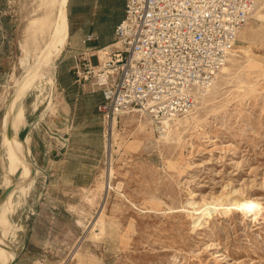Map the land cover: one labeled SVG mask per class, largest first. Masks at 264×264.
Masks as SVG:
<instances>
[{
	"label": "rangeland",
	"instance_id": "1",
	"mask_svg": "<svg viewBox=\"0 0 264 264\" xmlns=\"http://www.w3.org/2000/svg\"><path fill=\"white\" fill-rule=\"evenodd\" d=\"M38 4L0 0V155L5 107L23 75L24 30ZM72 19L68 6L70 35ZM243 29L227 72L199 106V125L180 129L178 141L141 131L130 113L116 119L109 156L97 114L102 148L92 136L79 138L77 153L64 159L67 150L58 151L45 125L56 114L55 89L44 86L40 99L32 90L19 137L33 128L39 173L25 199L13 197L19 207L9 215L8 264H264V0H252ZM49 160L65 162L55 169ZM232 201L248 203L249 213Z\"/></svg>",
	"mask_w": 264,
	"mask_h": 264
},
{
	"label": "built area",
	"instance_id": "2",
	"mask_svg": "<svg viewBox=\"0 0 264 264\" xmlns=\"http://www.w3.org/2000/svg\"><path fill=\"white\" fill-rule=\"evenodd\" d=\"M251 11L252 0H125L111 46L93 52L88 45L95 38L82 40L76 83L102 94L96 111L106 130L138 112L163 133L165 122L192 112L194 91L208 87L226 64ZM56 137L65 151L69 141Z\"/></svg>",
	"mask_w": 264,
	"mask_h": 264
},
{
	"label": "bare ground",
	"instance_id": "3",
	"mask_svg": "<svg viewBox=\"0 0 264 264\" xmlns=\"http://www.w3.org/2000/svg\"><path fill=\"white\" fill-rule=\"evenodd\" d=\"M255 1L258 2V0ZM68 3V0H39L37 10L34 12L36 15L27 21L28 23L24 30L23 45L25 53L19 62L23 69V75L21 79L15 81L13 99L3 121L0 162L1 165H3L4 160H7V166L3 170L1 185L3 186V190L7 188H12V190L7 198L0 203V264H8L9 261L13 259V250L11 251L12 245L6 239L10 231L13 232L14 229L9 221V215L14 213L19 207V203L14 204L15 201L13 203V197L18 193L20 195L19 198L25 199L28 191L33 187L35 176L39 173L38 169L28 160V156H30L31 153L27 145L29 139L20 140L17 136L19 131L26 125L23 101L32 90H38L39 95L37 97L39 98V96H44L42 95L44 86H48L51 89L54 87L53 74L56 68V60L61 56L69 39ZM248 20L246 24H248ZM243 28L237 35V39L239 40L242 39L244 34ZM234 53H236V50L233 48V50L229 52L228 57L232 56ZM244 53L246 54V52ZM227 70V66L224 65L208 87L196 89L194 91L195 105L192 112L185 117L165 122L166 130L163 133H159L160 139L165 142L178 141L180 139V129L199 125L201 120L198 118V113H200L199 106H203L209 102V95L212 90L215 89L218 80ZM49 94L47 98L50 97ZM133 114L135 115L130 118V122H135L136 126L141 131L146 130L148 127L154 130L148 116L138 112H133ZM122 116L124 117V115H121V117ZM7 127H10L12 131L11 140L8 139L6 135ZM107 132L105 148L110 156L113 146L111 138L116 134V119L113 120L112 126ZM107 168L103 187L105 189H110L113 168L111 165ZM17 174H19V177L17 180H14L13 177ZM233 205H235V207L237 206L239 211L241 210L244 214L249 213L251 209L246 202L241 203L234 201ZM208 208L209 206L203 205L201 209L202 211H206Z\"/></svg>",
	"mask_w": 264,
	"mask_h": 264
},
{
	"label": "crops",
	"instance_id": "4",
	"mask_svg": "<svg viewBox=\"0 0 264 264\" xmlns=\"http://www.w3.org/2000/svg\"><path fill=\"white\" fill-rule=\"evenodd\" d=\"M68 1L73 18L71 21L72 32L71 35L69 33L68 43L56 63L53 74V90H55L52 91L56 93V98L58 99L56 114L50 116L48 122L45 124L50 130L55 132L56 136L66 138L69 141L67 151L61 154V157L64 159L66 157H68L67 159H71L77 153L74 145L79 138L86 142L92 136L99 143V149L102 148V122L96 111L97 106L103 101L102 94L100 92H92L87 87L82 88L76 83L73 72L75 65L74 57L76 54H80L85 50L82 46V40L89 35L95 38L88 45L90 49L94 50L93 52L111 46L114 42L115 27L122 20L125 8V0ZM64 53H68V62L65 60L67 58H63ZM93 55L96 54L93 53ZM91 61L94 66L97 64L95 56L92 57ZM32 130L33 128H31L30 133L25 134L23 140L29 139L27 145L31 153L28 156V160L38 168V160L34 155L35 146L33 144ZM19 133L17 136L20 139ZM86 153L90 152H85V155H88ZM58 155L52 153L51 157L55 159ZM49 162L50 165L54 163L56 169L60 165H64L65 161L58 163L59 161L53 162L49 160ZM41 172L46 174L48 173V169H45L43 166Z\"/></svg>",
	"mask_w": 264,
	"mask_h": 264
},
{
	"label": "water",
	"instance_id": "5",
	"mask_svg": "<svg viewBox=\"0 0 264 264\" xmlns=\"http://www.w3.org/2000/svg\"><path fill=\"white\" fill-rule=\"evenodd\" d=\"M68 6H69V4H68ZM13 94H12V96L10 97L9 101L6 104L5 111H4V114H3V120L5 119L6 114H7V111L9 109L10 105H11V102H12V99H13ZM6 135H7L8 139L11 140L12 131H11V128L10 127H7V129H6ZM11 190H12V188H7V189H5V190H3L1 192V194H0V203L3 202L7 198L8 194L11 192ZM10 264H15V259Z\"/></svg>",
	"mask_w": 264,
	"mask_h": 264
}]
</instances>
